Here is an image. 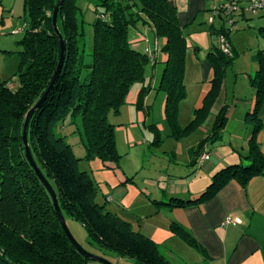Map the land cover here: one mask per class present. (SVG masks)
Masks as SVG:
<instances>
[{"label": "trees", "instance_id": "trees-1", "mask_svg": "<svg viewBox=\"0 0 264 264\" xmlns=\"http://www.w3.org/2000/svg\"><path fill=\"white\" fill-rule=\"evenodd\" d=\"M102 11L93 24L92 62H85L84 31L78 0H64L58 14V27L65 40L66 54L60 75L29 126V145L33 158L54 188L63 215L67 214L86 229L92 245L106 254L133 260L136 264H173L158 245L117 215L95 202L97 188L86 172L78 169V160L63 137L55 129L68 116L82 121L86 159L98 158L105 167L117 168L120 155L115 144L110 113H118L131 87L139 83L137 107L143 108V98L149 87L146 69H153L162 52L165 56L159 90L166 95L165 116L177 123V107L186 99L184 84L188 45L177 9L168 0H98ZM59 0H24L27 20L24 25L21 70L16 78L18 87L12 90L8 81L0 83V264H91L68 240L55 212L51 197L28 161L22 142V132L28 112L47 91L60 59V44L53 30V13ZM135 30L140 38H130ZM145 30L158 46L154 58L137 48L138 42H148ZM259 31L264 34V28ZM216 34L229 31L222 29ZM215 34V35H216ZM163 46L159 47L158 40ZM154 48V47H153ZM150 48V49H153ZM214 78L202 106L194 111L191 123L181 129L200 127L208 118L217 99L232 56L217 47L209 53ZM86 72V75L84 73ZM257 102L248 120L258 123V109L264 99V62L252 78ZM150 107V106H149ZM148 107V108H149ZM148 113V110H145ZM223 112L217 117L211 139H217L224 124ZM155 134L157 126H152ZM156 128V129H155ZM205 140L198 144V153ZM201 151V152H200ZM248 165L235 164L215 174L200 199L215 196L226 184L236 181L246 187L255 177H264V154L255 137L249 142ZM193 163V162H192ZM193 201L172 198L168 206L183 207ZM175 235L190 246L201 249L188 232L175 223ZM93 254V253H92ZM97 255V254H95Z\"/></svg>", "mask_w": 264, "mask_h": 264}, {"label": "crops", "instance_id": "crops-1", "mask_svg": "<svg viewBox=\"0 0 264 264\" xmlns=\"http://www.w3.org/2000/svg\"><path fill=\"white\" fill-rule=\"evenodd\" d=\"M168 1L177 9L185 33L189 34L193 29H205L209 26L215 35L224 29L216 31L215 22L210 23L208 20L215 8L220 4L223 5L225 0ZM237 17L251 19L242 12H239ZM258 20V28H264V20ZM245 33L249 32H241L239 35ZM239 35L236 42L228 37L233 58L226 66L221 90L210 109L209 116L200 126V129L206 133V137L202 139L205 140L203 149L210 155V159L203 162L199 160L201 153L196 155L198 144L191 148L178 145V153L181 155L186 153L188 159L171 161L173 168L163 169L164 172L158 171L159 177L164 178L163 185L155 181V176L149 177L144 183L146 187L150 186L151 193H147V196L158 210L149 217L159 219L162 227L150 224L139 232L156 241L158 231L171 233L172 224L180 226L194 237L202 248L201 250L190 246L183 238L175 235L182 243L176 245L184 264H264V177L253 178L246 187L232 181L215 196L200 199L215 174L221 169L230 165L250 163L246 157L252 137L256 138L264 154V99L257 113L260 127L256 132H254L256 124L248 120V114L253 112L258 99L251 81L260 70L261 62H264V34L263 39L255 42L249 41L252 38ZM211 52H208L205 59L197 57L195 50L191 53L193 65L198 71L199 82L202 83L198 100L192 103L195 106L194 111L202 106L214 78L209 56ZM157 60L161 63L165 61L162 52ZM139 91L140 86H137L136 102ZM222 112L225 121L221 133L216 140L211 139L210 135L217 117ZM126 178H123V183L126 182ZM115 198L118 203L124 201L121 189L116 192ZM172 198L193 202L183 207L168 206ZM107 200L109 201V198ZM228 218L233 222L226 224ZM104 254L107 257H114L118 264H136L130 259ZM170 258L168 260L177 264L172 261V256Z\"/></svg>", "mask_w": 264, "mask_h": 264}, {"label": "rangeland", "instance_id": "rangeland-1", "mask_svg": "<svg viewBox=\"0 0 264 264\" xmlns=\"http://www.w3.org/2000/svg\"><path fill=\"white\" fill-rule=\"evenodd\" d=\"M261 1L264 3V0ZM96 3H99V1L78 0L77 2L81 9L80 18L84 20L82 24L85 34L83 48L87 64L92 62V57L90 56L93 43L92 26L97 19L98 13L103 9ZM245 5L242 4L241 6ZM263 15L262 12L254 16L247 14L246 16L251 18L247 20L237 17L236 14L234 20L237 30L229 32L230 39L236 42L237 35L246 31L249 33L239 36L252 38L249 40L251 42L263 39V33L259 32L258 28V19L264 20ZM225 17L226 15L210 17V19L214 18V29L216 31L221 28L225 30L231 29L230 22ZM210 19L208 22L211 21ZM26 20L24 0H0V83L8 81V85L12 90H16L18 87L16 81L18 73L21 70H25V68L21 67L22 58L20 51H22V46L19 41L24 37ZM141 33L147 37L148 42H138L137 48L139 50H143L146 46L153 48L155 43L153 35L145 30H141ZM184 34L189 47L186 53L184 75L187 94L186 99L177 107V123L182 130L192 121L195 107L192 103L198 100L201 90L200 86L202 85L198 79L197 68L193 65L191 53L195 50L197 57L205 59L208 52L213 51L216 47L215 35L214 32H211L209 26L205 29H193L189 34L185 32ZM130 38L136 42L139 40L140 35L133 30L130 33ZM158 43L159 47H162V39H159ZM162 71L163 65L160 61L153 69H146L147 79L145 84L149 89L143 98V108H138L136 105L137 86H141L137 83L131 87L126 101L120 107L119 112L109 114L108 120L114 126L116 149L121 157L119 169L105 167L98 158H93L89 161L86 159L85 137L82 121L79 117L68 116L55 129L56 136L63 137L71 147L74 157L78 160L79 171L86 172L95 184L97 188L95 202L128 222L135 232L146 229L150 224L162 227L159 219H150L149 217V215L155 214L158 210L157 206L153 205L147 196V193H151V190H149L150 186L146 187L145 181L149 177L155 176V181L159 185H163L164 181L162 179L164 178L159 177L160 173L158 171L169 167L173 168L171 161L188 159L186 153L184 155L178 153V145L191 148L206 137V133L200 127L185 134L186 131L174 127L166 119L164 111L166 95L158 89ZM84 75H86V72ZM145 110H148V113ZM154 125L158 129L156 134L152 127ZM123 176L127 177L125 183L122 182ZM119 189L124 194V201L121 203H118L115 198V194ZM107 198H109V201H106ZM64 218L70 233L84 250L97 254L112 264H118L114 257H107L102 251L92 245L86 229L79 221L67 214H64ZM154 242L158 245L161 253L168 258L172 256V261L177 264H184V260L179 254L180 251L176 245V243L181 245L182 243H180V239L175 236L173 231L171 233L158 231Z\"/></svg>", "mask_w": 264, "mask_h": 264}, {"label": "water", "instance_id": "water-1", "mask_svg": "<svg viewBox=\"0 0 264 264\" xmlns=\"http://www.w3.org/2000/svg\"><path fill=\"white\" fill-rule=\"evenodd\" d=\"M64 2V0H59L57 6L55 7L54 13H53V18H52V23H53V30L54 33L56 34V36L58 37L59 40V44H60V59H59V63L57 66V69L53 75L52 81L47 89V91L45 92V94L43 95L42 99L28 112L27 116H26V120L24 123V127H23V132H22V142H23V146L25 149V153H26V157L28 159V161L30 162L31 166L33 167L34 171L36 172V174L38 175V177L40 178V180L42 181V183L44 184L46 190L48 191L55 212L57 214V218L59 220V223L62 227V229L65 232L66 237L68 238V240L75 246V248L87 259H89L91 262L97 263V264H112L111 262H109L108 260H106L105 258L92 254L86 250H84L74 239V237L72 236V234L70 233L67 223L65 221L64 215L62 213V210L60 208V204H59V200L57 197V194L54 190V188L51 186V184L49 183V181L46 179V177L44 176V174L41 172L40 168L38 167V165L36 164L32 152H31V148L29 145V139H28V133H29V126H30V122L32 117L34 116V114L36 113V111L42 106V104L45 102V100L47 99L48 95L50 94V92L52 91L59 75L61 72V69L63 67L64 61H65V54H66V44H65V40L59 30L58 27V14H59V10L60 7L62 5V3Z\"/></svg>", "mask_w": 264, "mask_h": 264}, {"label": "built area", "instance_id": "built-area-1", "mask_svg": "<svg viewBox=\"0 0 264 264\" xmlns=\"http://www.w3.org/2000/svg\"><path fill=\"white\" fill-rule=\"evenodd\" d=\"M242 4H246L245 6H241ZM239 12L243 14H251V16L257 15L259 12L264 13V3L261 0H225V3L221 6L215 8L212 17H216V15H226L228 21L230 22L231 29L227 30L229 32L236 31L237 27H235V16ZM225 17V18H226ZM211 23L214 22V18L210 19ZM216 47L226 56H232V48L229 40L227 39L225 34H217L214 38ZM158 46L155 44L153 49L146 48L144 50L145 54L154 58V53L157 52ZM210 159V155L208 153H204L201 156V161H206ZM233 220L228 218L226 220V224L232 223ZM91 264H97L92 262Z\"/></svg>", "mask_w": 264, "mask_h": 264}]
</instances>
